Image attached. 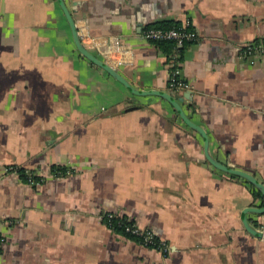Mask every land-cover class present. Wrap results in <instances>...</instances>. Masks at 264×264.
<instances>
[{
    "label": "crops",
    "instance_id": "crops-1",
    "mask_svg": "<svg viewBox=\"0 0 264 264\" xmlns=\"http://www.w3.org/2000/svg\"><path fill=\"white\" fill-rule=\"evenodd\" d=\"M64 1L80 38L111 50L85 47L136 90L172 94L212 157L264 185V56L239 49L264 40V0ZM169 21L199 34L183 47L182 92L144 36ZM255 208L263 193L215 167L169 101L132 93L79 53L58 0H0V264H264V238L245 224L264 231ZM107 214L150 229L168 255Z\"/></svg>",
    "mask_w": 264,
    "mask_h": 264
},
{
    "label": "built area",
    "instance_id": "built-area-1",
    "mask_svg": "<svg viewBox=\"0 0 264 264\" xmlns=\"http://www.w3.org/2000/svg\"><path fill=\"white\" fill-rule=\"evenodd\" d=\"M144 36L149 41H173L175 43L176 55H174L172 59V63L174 67L169 76V84L168 87L172 92H182L186 91L190 88V85L187 81H185L182 77V70L180 68V60L178 58L181 57L179 51L188 43L197 42L199 40L198 32L193 29L190 21L185 22L181 27L178 28H170V29H162V28H150L144 32ZM89 41L92 43L93 49H108L110 52V48L103 46V43L99 37L97 38H89L86 36ZM85 36L82 35L81 40L86 39ZM240 55L242 58H246L254 62L259 59L261 56H264V40L263 41H250L240 45ZM108 63L107 60H104ZM109 64V63H108ZM16 168L10 167L7 171H15ZM27 178L31 184H37L36 177L33 173H28ZM109 221H107V225L114 229V224L112 223V219L120 218L119 226L124 229V231L128 234H131L137 238H139V243L145 247L155 249L159 251L163 257L165 258L168 255L169 246L161 242L157 239L154 233L150 229L141 228L135 223H132L128 218L122 216H115L107 214ZM4 243V237L0 236V248Z\"/></svg>",
    "mask_w": 264,
    "mask_h": 264
},
{
    "label": "water",
    "instance_id": "water-1",
    "mask_svg": "<svg viewBox=\"0 0 264 264\" xmlns=\"http://www.w3.org/2000/svg\"><path fill=\"white\" fill-rule=\"evenodd\" d=\"M67 19L68 22L70 24L71 30H72V34H73V39H74V43L79 51V53L84 56L85 58L89 59L92 63H94L95 65L101 67L102 69H104L107 73H109L113 78H115L117 81H119L120 83H122L123 85H125L128 89H130V91H132V93H137V94H144V95H159L163 98H165L167 101H169L175 108L176 110L179 112L180 116L182 117V119L187 123V125H189L191 128L195 129L196 131H198L204 138V143H205V153L206 156L208 158V160L218 169L223 170L225 172H228L230 174L233 175H237L240 176L244 179H246L247 181H249L250 183H252L257 189H259L263 195H264V185L263 183L259 182L258 179L244 171L241 169H237L231 165H226L224 163L219 162L218 160H216L214 157L211 156L210 152H209V136L208 133L205 131L204 128H202L200 125L196 124L195 122H193L190 117H188V115L185 113V111L183 110V108L181 107V105L179 104V102L177 101V99L170 93H162V92H158V91H138L136 90L131 84L130 82L113 66L109 65L108 63H106L104 60L100 59L98 56H96L93 52H91L87 47H85V45L82 43V40L80 38L79 32H78V28L76 26V22L74 20V17L72 15V12L70 11V9L68 8V6L66 5L64 0H58ZM256 212L259 213H264V209H253ZM246 224V228L247 230L252 233L253 235L257 236V237H261L264 238V231L261 230H257L254 229L251 225H248V222L245 223Z\"/></svg>",
    "mask_w": 264,
    "mask_h": 264
},
{
    "label": "trees",
    "instance_id": "trees-1",
    "mask_svg": "<svg viewBox=\"0 0 264 264\" xmlns=\"http://www.w3.org/2000/svg\"><path fill=\"white\" fill-rule=\"evenodd\" d=\"M181 26H182V23H176V22H173V21H169V22L157 23L153 27L154 28H162V29H170V28H178V27H181ZM154 43H155V45H158L161 49L166 51V54L169 56L170 62H172V59H173L174 55H176V53H177L176 48H175V43L173 41H157V42L154 41ZM183 51H184V48H182L179 51V54H181V57L178 58V60H182L181 58H182ZM171 55H172V58H171ZM19 172L22 174L23 177H27V175H25L26 173H25V171L23 169H20ZM52 172L55 175H57V176L63 175V174H65L67 172V168H65L63 166H60V165H57V166L53 167V171ZM105 221L106 222L109 221L108 216L105 217ZM111 221L114 224V226H113L114 229L119 230V231H123L124 234H126L127 236H129L132 239H135L136 241L140 242L139 238H137V237H135V236H133L131 234L126 233L124 231V229L119 226V221H121L120 218H114Z\"/></svg>",
    "mask_w": 264,
    "mask_h": 264
}]
</instances>
